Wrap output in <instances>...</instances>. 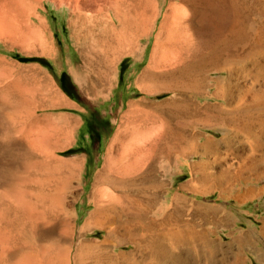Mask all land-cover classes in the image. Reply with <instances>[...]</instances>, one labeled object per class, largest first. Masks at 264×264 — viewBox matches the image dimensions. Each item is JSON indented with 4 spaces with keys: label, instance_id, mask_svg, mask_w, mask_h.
<instances>
[{
    "label": "rangeland",
    "instance_id": "obj_1",
    "mask_svg": "<svg viewBox=\"0 0 264 264\" xmlns=\"http://www.w3.org/2000/svg\"><path fill=\"white\" fill-rule=\"evenodd\" d=\"M204 1L153 0L155 15L148 32L129 48L124 33L126 19L131 21L135 14L133 0H0V195L9 183L26 180L30 186L22 189L27 192L48 199L61 197L60 215L66 222L61 230L62 247L68 250L59 264H75L74 253L82 243L91 242L104 246L107 253L126 254L137 264H232L241 250L234 240L239 235L250 236V245L246 251L241 250L244 253L239 264H264V254L252 251L253 247L264 250V145L257 147L243 135L234 137L229 145L221 140V121L207 115V108L222 102L208 97L211 86L186 100L192 112L195 108L199 112L170 117L175 131L187 138L192 136L190 146L169 156L157 152L160 142L165 141L161 136L172 99L181 95L157 89L156 83L147 78L142 80L143 72L176 68L177 64L164 66L152 58L154 48L158 46L160 54L161 42L169 36L173 12L184 15L185 36L195 37L196 28L211 31L228 21L222 16L231 8L229 3L224 9L220 0ZM254 1L249 0L253 6L250 22L259 27L264 21L255 13ZM141 11L150 13L151 9ZM229 13L232 15L231 9ZM62 73L68 77L63 82ZM133 102L135 114L127 115ZM141 137L148 139L146 148ZM210 138L219 142L218 147L205 146ZM260 140L264 143V136ZM118 146L128 151L142 147L134 155L145 159L134 185L123 190L105 181L96 184L98 175L106 169L107 152L111 159H117ZM251 147L256 149L252 159ZM256 159L261 161L254 164ZM155 176L159 179L156 187L149 183ZM94 190L100 196L99 203H109L121 193L134 198L130 193L134 190L146 196L154 193L145 222L151 221L157 228L166 218L164 213L154 211L182 209L175 212L177 218L171 219L172 227L175 221L180 227L190 224L198 235L208 232L214 248L194 235L198 239L189 243L168 244L173 247L169 252L176 251L178 259L149 257L150 250L142 247L146 236L140 248L121 239L124 225L132 214L136 216L137 208L127 207L125 199L116 201L117 210L106 227L82 229L94 209ZM47 211L53 215V211ZM136 222L134 217L130 221L133 230ZM110 229L113 234L107 237ZM33 237L37 246L47 243V237L42 241L36 233ZM22 241L11 246L15 258L22 254L18 251ZM25 260L34 264L32 257ZM85 262L93 261L89 257ZM101 263L109 264L105 257Z\"/></svg>",
    "mask_w": 264,
    "mask_h": 264
},
{
    "label": "bare ground",
    "instance_id": "obj_2",
    "mask_svg": "<svg viewBox=\"0 0 264 264\" xmlns=\"http://www.w3.org/2000/svg\"><path fill=\"white\" fill-rule=\"evenodd\" d=\"M203 1L204 0H188V3H202ZM220 1L224 4V9H227V3H229V6L231 5L230 9L232 11V15L229 13L230 9H227V12L225 11L226 13L222 16L225 21H228L226 23H222L221 25H216V27H214L211 31H206L203 28H196L194 29L195 37L191 35L185 36L184 31L186 28L184 26V15L178 11L173 12V15L171 16L172 19H170V26L172 27H170L169 36H166L167 39L165 41L162 40V50L159 51L160 54H158L157 51L158 46L154 48L155 50L153 49L154 54L152 58L153 61L158 60L157 62L164 66L175 64H177V66L176 68L171 67V69H166L160 72H152V70H145L143 72L142 80L147 78V80L149 79L156 83V85H153L156 86L157 89L167 90L171 93L177 92L181 95V97L177 99L170 98V100L172 99L173 105L171 107L172 109L168 113L166 112L167 126L162 130L163 136L161 137H163L165 141L163 143L160 142L161 145L159 146L162 150H167L168 155L170 152L185 151L187 146H190L192 138V136L187 138V135L175 131V128L170 125V117H186L199 112L198 108H195L192 112L187 106L186 100L189 95L199 96L205 87H207L208 90L212 87L210 90L212 91V94H208L209 98H215L222 101L219 104L214 103L216 106L214 108H207L209 110V114H207L209 119L213 118L216 121H221L222 123V126H220V129H222L220 137L222 141H225L226 144L229 145L234 137L237 138L239 135H243L250 138V141H254L253 145L257 147H262L264 145V143L260 140V137L264 136V22L261 23L259 27L250 22L253 6L249 4V0ZM254 4V7H256L255 13L262 17L264 21V0H255ZM132 5L135 14L130 18L131 21L126 19L125 27L127 32L124 33L126 37V44L129 48L135 45L136 38H138L141 34H147L149 29L148 26H150V23L155 15L153 11V7L155 5L153 0H144L143 3L140 0H133ZM146 8L151 9L150 13L143 11L139 12L140 9L144 10ZM252 33L254 36H252ZM156 54H158V59H156ZM210 73L212 76H210ZM152 83L153 82H151V86ZM164 113L165 112H163V114ZM133 114L135 113H132L131 109L130 114L128 113L127 115L132 116ZM132 120L133 119H131V121ZM216 128L219 127L217 126ZM147 136H149V134ZM141 140H143L142 146L146 148L145 145L148 142L146 140L148 139L146 138L145 140V138H142ZM150 143L149 145H151ZM250 143L252 146V142ZM205 144V146L211 145L214 147L217 146L219 142L212 141L210 138L206 139ZM250 149L251 157L249 158L252 159V151L254 152L256 149L254 150L252 147ZM260 161L261 159H256V161L253 162L256 164ZM101 181H105L106 183L109 182L114 187H121L123 190L124 188H127V186L131 187L134 185L135 179L127 180L122 179L121 177H115L111 175V173L109 174V171L107 173V169H104L103 172L98 175L96 184ZM27 184L29 185L26 180L19 181L17 183L11 182L8 184V188L5 192L0 195V264H27L25 259H29L30 257L34 259L31 260L34 264H59L58 261L60 257L66 256L68 250L66 247H62L63 235L61 230L66 225V222L60 215L62 212L61 197L48 199L46 196H40L41 194L38 195L39 193L35 194L33 191L27 192L22 189V187L27 186ZM151 186L156 187V185L153 184H151ZM151 189L155 190V188ZM137 191L138 190H134L130 193L132 195H137ZM145 196L146 195L143 196L144 208L139 204L141 199L136 202L135 199L132 198L133 196L130 197L128 193H121L120 199L112 197V200L110 198L109 203H112V201L113 203L115 202L114 205L111 204V206L109 203H99L100 196L96 190H94L92 195L93 200H95L94 209L84 221L81 228L86 229L91 226L106 227V224H108L109 220H111L112 214L115 210H117L115 208L117 207V204L120 203L119 200L125 199L127 200V207L136 206L137 208L135 213L136 216H133L134 214H132L129 221L124 225L125 233L123 236L124 239H127V241H131L135 245V248H139L140 242L136 240L139 234L134 232L131 228L133 217L134 219H137V227H141L149 235L153 236L156 231L155 223L149 221L142 224L141 221V212L139 211L143 210L145 212L146 210H150L156 194L152 193V195L150 194L146 197ZM116 201H118L117 204ZM119 206H121V204H119ZM47 210H51L55 213L52 212L53 215H51ZM174 211L182 212V209L175 208ZM129 212L131 213V211ZM170 216H168V218ZM169 220L171 221V219ZM170 221L168 223L161 222V225L158 224V227L169 226V233L166 236L167 244H174L176 246L180 243H189V241L197 238L195 236H198L200 239H203V241L205 239V243H203H207L209 248H214L212 245L214 242L211 239L212 237L210 238L208 232L200 231L198 235L197 232H193V227L190 224L187 223L184 227H180L176 226L175 221L173 228ZM132 226L134 227V225ZM48 231H52L53 233L48 235ZM35 233L40 241H42V238L46 239L47 237L48 239L45 240L47 243L44 244L41 242L42 244L38 246L35 245L33 242V235ZM144 234L142 236H144ZM22 239V244L19 243L18 247V251L22 254L15 258L14 250L11 246L16 245V243ZM106 240L108 241L107 237ZM234 240L237 245L240 246L241 250H244L248 245H250L249 235H245L243 237L239 235L235 237ZM152 242L153 241H151V243ZM171 248H163L162 250L159 248L158 251V249L153 246L150 248V255L148 256H155L159 260H166L168 256L178 259L179 254L176 251H173L172 249V252H169V249ZM259 248L253 247L252 251L257 253V251L260 250L261 253L264 254V250ZM241 250L232 264H239V261L242 258L240 255L241 252H243ZM181 254L182 252L180 255ZM89 257H91L93 261L91 264H105L101 263V259L104 257L108 258L109 256H107V250L105 247L95 242L82 243L78 251L75 252L73 256L75 264H87L85 260ZM183 258H185V256ZM107 260V263L109 264H137L136 262L129 261V257H127L126 254H111L110 258Z\"/></svg>",
    "mask_w": 264,
    "mask_h": 264
},
{
    "label": "crops",
    "instance_id": "obj_3",
    "mask_svg": "<svg viewBox=\"0 0 264 264\" xmlns=\"http://www.w3.org/2000/svg\"><path fill=\"white\" fill-rule=\"evenodd\" d=\"M109 82V81H108ZM107 82V83H108ZM131 105H135V102H133V103H131V104H129V111H131V109H132V107L133 106H131ZM130 106H131V108H130ZM133 111V110H132ZM118 134V133H117ZM117 137V136H116ZM120 137V136H119ZM118 137V138H119ZM158 149H157V152H160V153H162V154H164V155H166V156H169L170 154H174V153H176V152H170L169 153V155H168V151L167 150H163V152L161 151V148H160V146L159 147H157ZM160 148V149H159ZM112 149V147H110V150ZM120 148H119V146L116 148V152H118L119 153V155H118V157H117V159L115 158V159H111V156H109L108 155V153L109 152H107V156H106V158H105V163H106V166H105V168L107 169V173H108V170H114L113 172H110L111 173V175H113V176H115V177H121L122 179H127V180H130V179H137V175H138V173H139V170H140V172H142L141 170H143L142 169V167H141V165L140 164H142L143 162H144V160L145 159H143V157L142 156H140V157H138V156H136V155H134V153H137V152H140L142 149L140 148V149H138V150H134V149H131L132 151H128V150H119ZM112 151V150H111ZM126 154V155H125ZM109 159H111V161L109 160ZM137 161V162H136ZM141 161V162H140ZM135 164V165H134ZM128 172V173H127ZM137 172V173H136ZM113 173V174H112ZM133 174V175H132ZM151 182V183H150ZM101 183H103V182H101ZM106 183V182H105ZM149 183L150 184H153V185H157L158 186V184H159V179L155 176L154 177V179H149ZM108 185V184H107ZM141 189V188H140ZM137 193V195H140V196H138L137 197V199H135V197L137 196V195H135L134 196V198L133 199H135V201L137 202V200H140L141 199V202L143 203V193L141 192H136ZM115 197H117V198H120V194L118 195V196H115ZM139 212H141L140 213V217H141V221H142V224L145 222L144 221V219L143 218H147V213H148V210H146L145 212L143 211V210H140ZM154 213H157V214H159V213H164V216H165V218H166V220L165 221H163V223H168L170 220L169 219H173L174 217H176V213H175V211H154ZM170 213H171V216H170ZM167 215V216H166ZM168 216H170L169 218H168ZM168 220V221H167ZM172 222V220L170 221V223ZM161 225V224H160ZM159 226V225H158ZM113 229H110L108 232H107V237L109 236L110 237V235H112L113 234ZM134 232H136V233H138L139 235L137 236V241H139L140 242V246H139V248L141 247V243L144 241V237L146 236V238H145V241H144V243L145 244H143L142 245V247H144V248H146V250L147 251H149L150 250V248H152L153 246L155 247V248H157L158 249V251H159V248L162 250L163 248H165V249H168L169 248V245L166 243V236H167V234L169 233V226H161V227H157L156 228V231L154 232V235L153 236H151V235H149L144 229H142L141 227H136V229L134 230ZM124 233H125V231L122 233V236H121V239L123 240L124 239ZM145 233V234H144ZM144 234V236H142ZM142 237V238H141ZM141 240H140V239ZM108 239V238H107ZM157 240V241H156ZM164 240H165V242H164ZM151 241H153L152 243L153 244H155V245H153L152 243H151ZM108 242V241H107ZM157 244V245H156ZM164 245V246H163ZM159 248H158V247ZM168 247V248H167ZM106 249V248H105ZM108 249V248H107ZM112 253H107V256H109L107 259H109L110 258V255H111ZM108 261V260H107Z\"/></svg>",
    "mask_w": 264,
    "mask_h": 264
},
{
    "label": "trees",
    "instance_id": "obj_4",
    "mask_svg": "<svg viewBox=\"0 0 264 264\" xmlns=\"http://www.w3.org/2000/svg\"><path fill=\"white\" fill-rule=\"evenodd\" d=\"M21 60H25V58H22ZM40 60H44V59H40ZM44 62H46V61H44ZM66 79H68L67 75L65 73H62L60 75L61 82H63V80H66Z\"/></svg>",
    "mask_w": 264,
    "mask_h": 264
}]
</instances>
